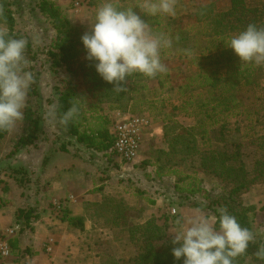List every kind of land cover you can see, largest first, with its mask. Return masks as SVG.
Wrapping results in <instances>:
<instances>
[{"label": "trees", "instance_id": "trees-1", "mask_svg": "<svg viewBox=\"0 0 264 264\" xmlns=\"http://www.w3.org/2000/svg\"><path fill=\"white\" fill-rule=\"evenodd\" d=\"M181 1L188 17L195 20L196 26L193 28H197V33L189 31L181 22L183 16L180 17V23L172 22L176 24V29L170 33L171 47H168V58L177 62L187 59L190 70L183 72L179 68L168 69L167 91L175 96L173 104L168 105V113H172L174 119L180 116L192 118L194 125L191 128H183L176 120L168 119L167 125L163 127L164 136L168 137V151L157 152L166 158L163 160L156 158L153 178L158 180L162 178L161 170L164 166L161 162L168 160V175L175 177L174 190L177 193L196 198L202 193V202L197 205L200 209H203L206 197L213 215H218L221 207L226 208L242 227L251 231L254 207H245L241 196L253 184L264 183V161L256 162L255 175L250 178L241 162L238 149L241 142L232 144L223 139L213 141L209 136V130L220 123L224 126L227 117L236 115L245 117L244 114L247 113L243 110L239 96L241 97L244 88L260 85L258 77L261 75L260 68L262 70L264 64L261 66L240 62L232 50L227 48L226 41L228 37L242 31L249 24L264 27V0H224V7L217 6L218 0H210L205 5H198L196 0ZM123 2L125 1L118 0L116 3L122 9L128 8V5L122 4ZM101 3L102 0H88V6L94 11ZM8 8V2L0 0V24L6 19L9 23L8 36L20 38L12 30L13 22ZM36 8L41 16L50 21L52 29L56 32V38L46 52L51 60V70L57 73L59 68H64L69 75L66 76L61 88L59 86L54 88L55 101L52 115L56 124L67 137L74 139L77 145L93 153L113 158V155L108 153L112 147V136L110 122L104 114L103 105L108 104L109 110L121 114H143L148 112L145 106L152 104L151 100L145 98L150 93L146 83L154 80L156 87L162 89L163 82L159 75L148 78L134 73L126 78L118 90L114 84L105 82L96 73L93 61L85 58L86 51L82 46L81 36L89 31L88 26L70 19L52 0H40ZM132 8L141 9L138 5ZM140 16L154 33L152 30L154 24H159L157 20L159 16L148 19L143 17V14ZM24 54L34 57L31 56L28 45ZM33 75L34 82L27 92L28 96H38V76L34 73ZM75 77L87 87L84 92L87 96L78 93L71 84V78ZM178 79L180 83L174 84L173 82ZM262 90L264 93V86ZM133 105L144 107L135 111L131 108ZM73 107L77 109L76 113L71 118L65 119L66 113ZM80 107L83 109L79 110ZM261 109L263 110L259 111L262 113L259 117L263 119L264 108ZM28 120L31 124L29 133L19 138L10 155L32 145L39 120L38 118L34 120L28 118ZM176 128L179 130L176 131ZM171 130L176 132L171 134ZM5 132L0 131V138ZM197 137L200 139L201 148L197 145ZM258 139L264 141V136H259ZM193 155H198V167L203 172L209 170L224 181L225 191L217 194L213 200L209 199V192L205 194L200 187L202 181L197 178L196 166L187 164L193 161ZM182 168L187 171L183 172ZM14 171L27 172L22 167ZM13 180L17 181L16 178ZM186 181L188 183L184 184ZM227 186H229L228 190ZM111 202L110 197L104 194L100 201L85 204L84 215L74 216L67 208H63L58 213V219L67 224L68 230L83 234L87 230V221L91 223L90 229H92L93 226L97 227L95 218L97 214L109 215L105 220L106 225L98 227L100 231L108 230L114 233V229L119 227L128 233L130 240L140 243L139 250L130 262L128 261L129 264H183V258L176 260L171 254L172 248L176 245H173L172 240L166 236L167 223L159 225L154 217L149 216L141 224L133 225L128 223L126 207L123 204L113 206ZM89 208L94 212L89 213ZM36 217L38 214L32 208L16 212V219L22 220V225L26 227L30 220ZM107 239L103 238L99 241L102 254L109 247V243L106 242L109 239ZM8 245L14 249L13 240L10 239ZM257 250H264V237L249 242L246 253L238 257L234 264H264V259L257 257ZM94 258L97 259L98 264H122V261L115 260L111 254L104 257L97 250L94 252Z\"/></svg>", "mask_w": 264, "mask_h": 264}, {"label": "rangeland", "instance_id": "rangeland-1", "mask_svg": "<svg viewBox=\"0 0 264 264\" xmlns=\"http://www.w3.org/2000/svg\"><path fill=\"white\" fill-rule=\"evenodd\" d=\"M40 0H5L8 2V10L12 18L13 26L12 30L20 38H25L28 41V46L31 50V56L25 55V58L30 62L29 69L32 73L38 76V96L26 97V107L23 109L24 118L21 122H18L16 127L12 130H6L4 136L0 138V209H4L5 205L10 203L13 197H24L30 196V193H35L37 187L35 182L40 180L44 176L41 172L39 175L37 172L28 174L27 172H17L22 164L32 165L37 167L42 165L43 167L52 163L51 157L53 154L61 152L62 159L59 164L63 171L69 170L72 158L64 154L70 153L74 159H77L78 172L84 176H88L86 168L88 166H97L100 175L98 180L101 182L108 181L107 188L103 191L104 194L110 197L112 201L110 204L119 205L123 204L126 207V217H128V223L133 225H139L146 218L152 216L157 220V224L162 225L167 223L168 230L166 236L172 240V230L174 229L176 222L183 219L186 216L194 215L198 211L203 212L206 215L212 216L213 212L210 210L211 205L209 201L204 198L205 203L203 209H200L197 205L202 202V193L199 198L187 197L180 195L174 190L175 177L168 175V160L161 162L164 169L161 170L162 178H153V181H162V184L154 182L149 187L145 182L151 181V175H154V166L156 158L165 159L166 157L157 154L158 151H168V137L164 136L163 127L167 125L168 119H174L172 113H168V105L173 104L175 96L173 93H168V69L179 68L183 72L190 70L188 60L173 61L172 58H168V48H163L160 53L161 62L165 65L167 71L158 74L161 81L163 82V88L158 89L156 82L150 80L146 83L150 89V93L146 95L147 100H151L152 104L145 106L148 108V114L153 119V124L158 125L160 132L156 135L154 131L147 130L141 137L140 148L138 155L133 165L124 164L119 159L113 157L109 158L106 155L93 153L86 150L84 147L76 144L74 139L67 137L60 127L56 124V121L52 115V108L55 101L54 88L59 86L60 88L64 85L63 81L66 76H69L64 68H59L57 73H53L51 70V60L46 55V52L50 49L52 41L56 38V32L52 29L51 23L48 19L41 16L38 9L36 8L37 3ZM123 5L142 6L146 0H124ZM210 0H196L198 5L208 4ZM103 2V0H102ZM118 2V0H115ZM179 2V3H178ZM181 0H175L176 14L174 16L168 15H147L144 9L141 7L140 10H134L138 15H142L146 19L155 18L159 24H154V34H163L166 38L170 39V33L176 29V24L183 22L187 29L191 32L197 33L195 20L188 17L185 7L181 5ZM218 7H224L225 1L218 0ZM95 15L93 12L90 21L86 24L89 25ZM170 20V21H169ZM173 20V21H172ZM168 21L170 28L168 29ZM10 22V21H9ZM9 23L5 19L0 24V31L7 33V25ZM262 66V64H261ZM261 75L258 77L260 85L256 87L244 88L241 97L239 96L243 110L247 114L244 116H230L225 118L224 126L220 123L209 130V136L213 141L226 140L229 143L236 144L240 143L238 147L241 162L245 172L250 178H253L254 167L256 162L259 160L264 161V141L259 140V136H264V118L259 116L262 113L261 108H264V67L261 70ZM260 80V81H259ZM174 84L180 83V79ZM71 84L75 86V90L78 93H83L87 96L85 84H81L80 80L75 77L71 78ZM89 94V93H88ZM168 99H170L168 101ZM88 100V99H87ZM145 105V104H144ZM109 105H103L104 114L109 119V128L111 123L115 121L114 111L109 110ZM144 106L133 105L131 108L137 111L139 108ZM85 108V107H84ZM83 108L80 107L79 110ZM129 110V107L127 108ZM242 110V111H243ZM38 118L39 127L36 132L32 145L18 151L16 154L10 155L13 150L14 144L19 140L21 136L27 135L30 131V121ZM246 118V119H244ZM178 125L183 128H191L194 125L192 118L180 116L177 119ZM179 130L176 128V131ZM168 131V128H167ZM176 131L171 130V134ZM199 148L202 147L200 139H196ZM253 143V144H252ZM261 144V145H260ZM42 152L47 154L41 155ZM23 156V157H22ZM194 159L192 162L187 164H194L196 166L197 178L202 182L200 187L203 188L205 194L209 192V199H215L217 194L224 192V181L210 173L209 170L203 172L199 166L198 155H193ZM144 157V159H143ZM103 162V163H102ZM113 166L119 171H123L120 176L114 172L113 177H109L104 170H107V164ZM123 166V169H120ZM137 169L135 174L129 173V169ZM40 171V169H38ZM183 172H186L182 168ZM191 170V169H190ZM131 172V171H130ZM152 174H151V173ZM39 176V177H38ZM145 176V180L142 178ZM16 178L17 181H14ZM87 179H90L87 177ZM79 181H77L78 184ZM186 181L184 184H187ZM76 184V185H77ZM186 186V185H183ZM103 188V187H101ZM227 190L229 186L226 187ZM12 194V195H11ZM79 195V194H78ZM242 202L245 207L253 206L254 215L252 218V230L254 239L264 237V183H255L250 186V189L241 196ZM13 201V200H12ZM55 211L59 212L61 206ZM63 209V208H62ZM174 211V212H173ZM93 209L89 208V213H93ZM96 215L97 227L93 226L90 229V222H86L87 230L83 234L76 232L75 236H72V245L67 247L65 250H57L58 254L54 255L55 264H98L96 258H94V252H97L104 257L112 255L115 260L122 261V264H129L130 260L135 256L139 250L140 243L130 240L128 233L122 231L119 227L114 229V233L110 231H100L98 227L105 226L106 218L109 215ZM66 227L67 224L63 222ZM127 223V224H128ZM4 238V237H3ZM2 238V239H3ZM103 238H108L109 247L107 251L102 254V246L99 245V241ZM107 239V240H108ZM89 249V250H88ZM110 253V254H109ZM30 256L37 257L38 253H31ZM129 261V262H128ZM40 264L39 261H37ZM128 262V263H127ZM52 263V264H53Z\"/></svg>", "mask_w": 264, "mask_h": 264}, {"label": "clouds", "instance_id": "clouds-1", "mask_svg": "<svg viewBox=\"0 0 264 264\" xmlns=\"http://www.w3.org/2000/svg\"><path fill=\"white\" fill-rule=\"evenodd\" d=\"M147 15L176 14L175 0H146L141 6ZM129 7L122 9L115 0H103L96 9L89 31L81 36L86 59L94 62L96 73L120 90L130 75L139 73L153 78L167 71L161 62L163 48L171 40L151 32L148 24ZM227 48L240 62L264 64V27L249 24L228 37ZM28 41L12 38L0 31V131L12 130L24 118L27 92L34 82L25 58ZM77 109L71 108L65 119ZM218 215L197 212L176 222L172 232L171 254L183 264H234L246 253L253 233L242 227L234 215L221 207ZM264 259V250H257Z\"/></svg>", "mask_w": 264, "mask_h": 264}, {"label": "crops", "instance_id": "crops-1", "mask_svg": "<svg viewBox=\"0 0 264 264\" xmlns=\"http://www.w3.org/2000/svg\"><path fill=\"white\" fill-rule=\"evenodd\" d=\"M52 1L57 3L66 15L77 23L86 24L94 12V9L88 6V0ZM150 129L156 135L160 132L158 125L151 126ZM44 153L42 152L41 155L47 154ZM61 155H63L61 152L54 153L51 157L52 163L45 167L42 165L34 167L28 164L20 166L28 174L37 172L39 175L43 172L44 176L41 179L39 175L40 180L35 182L37 187L35 193H30L29 197L27 195L24 197L12 196L13 201L6 204L4 209H0V239L4 237L3 239L8 242L10 239L14 241V249L9 246L12 253L10 252L6 258L0 256V264H38L37 261L40 264H52L55 261L54 255L58 254L57 250L66 251L67 247L72 245V236L76 234V231L68 230L66 225L58 219L59 212L55 211L53 206L60 205L61 209L67 208L72 215L80 216L84 215V206L87 202H98L104 195L103 191L107 188L108 181L98 180L97 177L102 174L99 173L97 166L91 165L86 168L89 173L87 177L90 178L87 179L83 175L85 172L83 174L80 173L82 170L78 172L77 159H74L70 153L64 154L72 158V162L69 170L63 171L58 165L62 159ZM121 168L123 169V166H120ZM137 171L138 168L129 169L131 174H135ZM104 172L109 177H113L114 172L120 176L123 173L109 163ZM153 176L151 175L150 182H145L149 187L154 182L162 184V181H153ZM142 178L145 180L146 177ZM77 181H79L78 184ZM28 208L35 210L38 217L32 218L26 227L22 225V220L16 219V212ZM31 253H38L37 257L39 258L30 256ZM14 254L17 255L14 256Z\"/></svg>", "mask_w": 264, "mask_h": 264}, {"label": "built area", "instance_id": "built-area-1", "mask_svg": "<svg viewBox=\"0 0 264 264\" xmlns=\"http://www.w3.org/2000/svg\"><path fill=\"white\" fill-rule=\"evenodd\" d=\"M114 116L116 119L111 123L110 128L112 147L108 153L124 164L133 165L138 155L141 137L145 131L150 129L153 119L147 112L143 114L114 112ZM58 208L57 205L56 209ZM9 254L8 241L0 239V256L6 258Z\"/></svg>", "mask_w": 264, "mask_h": 264}]
</instances>
